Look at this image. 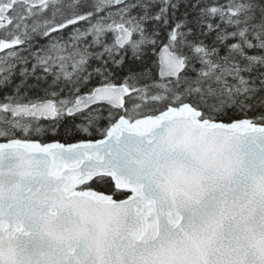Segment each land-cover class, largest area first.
Returning <instances> with one entry per match:
<instances>
[{"label": "snow or ice", "instance_id": "6c2138e0", "mask_svg": "<svg viewBox=\"0 0 264 264\" xmlns=\"http://www.w3.org/2000/svg\"><path fill=\"white\" fill-rule=\"evenodd\" d=\"M0 264H264V0H0Z\"/></svg>", "mask_w": 264, "mask_h": 264}]
</instances>
